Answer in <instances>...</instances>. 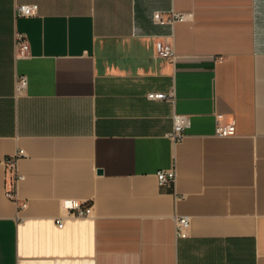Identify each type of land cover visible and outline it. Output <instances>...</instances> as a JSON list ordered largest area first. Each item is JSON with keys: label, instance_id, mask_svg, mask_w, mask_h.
Instances as JSON below:
<instances>
[{"label": "crops", "instance_id": "1", "mask_svg": "<svg viewBox=\"0 0 264 264\" xmlns=\"http://www.w3.org/2000/svg\"><path fill=\"white\" fill-rule=\"evenodd\" d=\"M0 264H264V0H0Z\"/></svg>", "mask_w": 264, "mask_h": 264}, {"label": "built area", "instance_id": "2", "mask_svg": "<svg viewBox=\"0 0 264 264\" xmlns=\"http://www.w3.org/2000/svg\"><path fill=\"white\" fill-rule=\"evenodd\" d=\"M39 14L38 5H20L16 8V16L17 18H32L36 17ZM188 18L183 15H173L172 18L166 20L162 14H155V22L159 25H167L174 24L175 22H184ZM16 47H17V56L19 58H28L30 46L29 42L23 34H17L16 36ZM156 52L158 57L162 59L169 60L170 62L176 61V54L173 51L172 47L166 45L164 43L156 44ZM28 88V80L26 77H18L16 93L17 96H22L26 93ZM148 100L150 101H165L174 103L175 98L174 94H149ZM223 120V116H217V132L216 135L219 137H232L237 133L236 126L234 124L229 126H221L220 122ZM191 127V120L188 116L175 114L173 117V131L169 134V138H171L174 142L179 143L185 137V132L187 129ZM25 154L23 151H20L16 156L9 158L6 161L7 170L14 175V182L17 183L23 180V177L17 174V162L20 158L24 157ZM157 178L160 186H166L176 180L175 171H160L157 174ZM6 197L13 201L17 202V194L16 191H7ZM27 205H23L22 209H25ZM62 208L67 213L68 218L73 220L79 219H88L92 218L95 214V210L93 205L90 203H82L75 200H64L62 202ZM178 222V231L179 235L182 234L183 230L189 227V219L188 218H179ZM59 228L64 227L63 220H58Z\"/></svg>", "mask_w": 264, "mask_h": 264}]
</instances>
